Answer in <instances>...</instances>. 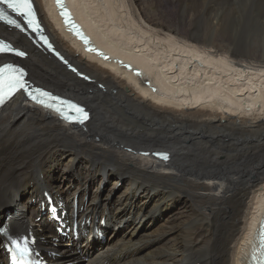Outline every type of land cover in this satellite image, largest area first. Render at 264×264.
Here are the masks:
<instances>
[{"label": "bare ground", "instance_id": "bare-ground-1", "mask_svg": "<svg viewBox=\"0 0 264 264\" xmlns=\"http://www.w3.org/2000/svg\"><path fill=\"white\" fill-rule=\"evenodd\" d=\"M66 1L109 59L84 49L53 0H34L45 31L94 83L0 25V38L28 53L19 63L31 82L91 113L75 128L19 96L0 110V223L9 213L56 264H249L264 206V59L230 47L218 18L229 0H166V14L163 0ZM250 28L261 35L264 22ZM152 151L170 161L141 155ZM44 191L64 220L75 210L83 221L76 240L64 244L39 210Z\"/></svg>", "mask_w": 264, "mask_h": 264}, {"label": "snow or ice", "instance_id": "snow-or-ice-1", "mask_svg": "<svg viewBox=\"0 0 264 264\" xmlns=\"http://www.w3.org/2000/svg\"><path fill=\"white\" fill-rule=\"evenodd\" d=\"M57 7L62 9L63 12V3L62 0H56ZM0 5H6L8 9H11L17 16H20L24 19V22L31 25L35 21L36 10L34 8V0H0ZM0 20L6 21L8 24H11L15 27H18L15 20L8 19L6 14L3 11H0ZM70 22V21H66ZM11 51L6 47H0V53ZM18 56H23V53H16ZM25 73L22 69L13 67L11 64H4L0 67V103H3L5 99L9 98L16 91H23L25 94H28L30 98L36 100V96L31 95L29 92L26 81L24 80ZM35 91V90H33ZM41 96L47 95L46 93H40ZM40 103L46 107L51 108L52 105L44 104L43 101ZM62 104H67L70 112L77 114L76 122H83L84 119H87V114L82 108L78 105L70 104L68 102H61ZM57 112L60 109H55ZM64 119L73 122L69 116H64ZM166 159V157H163ZM11 248L9 249L11 253L12 264H30V257L32 256V249L29 247L31 243L26 236L18 237L11 240ZM34 264V262H31Z\"/></svg>", "mask_w": 264, "mask_h": 264}, {"label": "rangeland", "instance_id": "rangeland-1", "mask_svg": "<svg viewBox=\"0 0 264 264\" xmlns=\"http://www.w3.org/2000/svg\"><path fill=\"white\" fill-rule=\"evenodd\" d=\"M163 1L165 2V3L163 2V9H162L163 13L166 14V13L172 12V8L169 5V3L166 0H163ZM240 4H242V5L240 6ZM220 5L221 6L218 7V9L220 8L218 10V18H219V20L223 19L225 21V23L227 21L228 28H231V29H228L227 38L229 40V45L232 48V50L235 52L238 51V53L241 52L240 54H242V56H243V54H245V56H243V57H247L251 60H256L257 62L258 61L260 62V60L264 59V56H262V51H264V33L259 35V33H261L260 31L255 30V29L251 30V28H250L252 23H254V22H260V23L264 22V13H263L264 12V0H229L228 3H226V4L221 3ZM222 5H223V7H222ZM232 11L234 13H236V12L237 13L235 15H231L233 13ZM222 12H223V14H222ZM224 13L226 16H224ZM221 15H222V17H221ZM242 17H243V19H242ZM202 19H201L202 24H201V21L199 22L200 26L205 27V26H208V24L210 26V23L208 22V20L206 18H202ZM206 28L211 30L209 27H206ZM262 61H264V60H262ZM98 88L101 91H105V88L103 85L101 87L98 86ZM148 101L154 102L151 99ZM259 112H261V111H259ZM259 112H255L256 113L255 115H257V113H259ZM261 113H259V114H261ZM97 140L98 139L96 138V141ZM106 184H107V182L105 183V185ZM106 187L109 188L110 184H108ZM102 189L103 188H101V190ZM115 190H119V191L122 190L121 183L117 185Z\"/></svg>", "mask_w": 264, "mask_h": 264}]
</instances>
